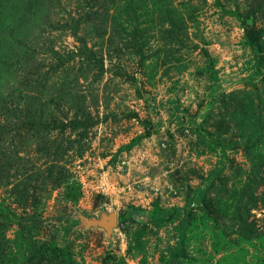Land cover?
<instances>
[{
  "label": "rangeland",
  "instance_id": "obj_1",
  "mask_svg": "<svg viewBox=\"0 0 264 264\" xmlns=\"http://www.w3.org/2000/svg\"><path fill=\"white\" fill-rule=\"evenodd\" d=\"M0 264H264V0H0Z\"/></svg>",
  "mask_w": 264,
  "mask_h": 264
},
{
  "label": "trees",
  "instance_id": "obj_2",
  "mask_svg": "<svg viewBox=\"0 0 264 264\" xmlns=\"http://www.w3.org/2000/svg\"><path fill=\"white\" fill-rule=\"evenodd\" d=\"M258 69H260V68H258Z\"/></svg>",
  "mask_w": 264,
  "mask_h": 264
}]
</instances>
